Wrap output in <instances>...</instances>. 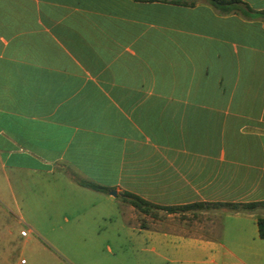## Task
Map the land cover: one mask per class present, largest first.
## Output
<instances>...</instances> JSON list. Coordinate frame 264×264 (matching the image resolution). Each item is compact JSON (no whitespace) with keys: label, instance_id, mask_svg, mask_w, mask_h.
<instances>
[{"label":"crops","instance_id":"obj_1","mask_svg":"<svg viewBox=\"0 0 264 264\" xmlns=\"http://www.w3.org/2000/svg\"><path fill=\"white\" fill-rule=\"evenodd\" d=\"M237 1L0 0V264L24 260L15 241L39 257L9 208L59 175L129 214L125 193L161 208L264 202V0ZM139 214L126 225L155 259L140 264H264V207Z\"/></svg>","mask_w":264,"mask_h":264},{"label":"rangeland","instance_id":"obj_2","mask_svg":"<svg viewBox=\"0 0 264 264\" xmlns=\"http://www.w3.org/2000/svg\"><path fill=\"white\" fill-rule=\"evenodd\" d=\"M59 178L50 179L52 187L38 182L18 187L19 194H27L30 200L18 201V205L9 208L15 235L25 231L43 248L36 257L30 253L31 248L22 249L15 241L13 260H68L72 264H96L98 261L102 264H140L138 260H155L147 235L126 225L128 221L140 223L141 215L135 210L129 214L121 197H113L108 202L96 194L90 195L95 198L78 199L68 190L62 175ZM91 205L96 207L88 211ZM81 211L86 213L75 219L76 213ZM28 213L33 214L39 224L37 234L29 232L30 228L19 220L21 217L31 219ZM215 221L217 223L218 219Z\"/></svg>","mask_w":264,"mask_h":264},{"label":"trees","instance_id":"obj_3","mask_svg":"<svg viewBox=\"0 0 264 264\" xmlns=\"http://www.w3.org/2000/svg\"><path fill=\"white\" fill-rule=\"evenodd\" d=\"M144 2H164V3H172V4H182V5H192L195 0H139ZM216 8L228 12L232 9L231 5L237 3V0H207ZM78 185L87 188L96 192H108L107 189L98 186L94 183L88 182L83 179L76 180ZM124 200L132 206L136 211L141 214L149 215L153 210H163L169 214L173 213H185L188 211H193L198 208L200 209H213V210H226L227 212L232 213H250L254 212L258 208L264 207V202L260 203H249V204H228V203H214V204H191L182 207H158L152 205L137 196L132 194L125 193L122 195ZM144 228V225L141 226ZM257 228H258V235L261 240H264V218L258 217L257 218Z\"/></svg>","mask_w":264,"mask_h":264},{"label":"built area","instance_id":"obj_4","mask_svg":"<svg viewBox=\"0 0 264 264\" xmlns=\"http://www.w3.org/2000/svg\"><path fill=\"white\" fill-rule=\"evenodd\" d=\"M20 235L23 236V237H25V236H27V232H25V231H21ZM21 264H27V263H26L25 260H22V261H21Z\"/></svg>","mask_w":264,"mask_h":264},{"label":"water","instance_id":"obj_5","mask_svg":"<svg viewBox=\"0 0 264 264\" xmlns=\"http://www.w3.org/2000/svg\"><path fill=\"white\" fill-rule=\"evenodd\" d=\"M110 194H111L112 196H116V192H115V191L110 192Z\"/></svg>","mask_w":264,"mask_h":264}]
</instances>
